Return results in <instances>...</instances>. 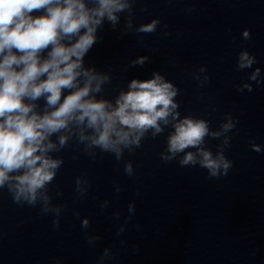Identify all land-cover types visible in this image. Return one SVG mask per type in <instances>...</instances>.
Masks as SVG:
<instances>
[{
  "label": "clouds",
  "instance_id": "9594fccd",
  "mask_svg": "<svg viewBox=\"0 0 264 264\" xmlns=\"http://www.w3.org/2000/svg\"><path fill=\"white\" fill-rule=\"evenodd\" d=\"M128 7L126 0H92L91 7L86 0H0V189L7 187L15 203L34 206L39 197L44 211H49L46 186L62 163L48 155L57 150L51 137L70 131V126L79 130L81 142L88 140L90 147L114 152L119 159L122 147H139L149 129L153 135L162 132L161 122L167 125L171 117L175 121L168 137L171 156L164 159L196 148L210 177L217 176L221 167L227 174L230 162L222 154L214 159L199 147L208 135V124L202 119H178L177 91L161 75L133 79L114 104L94 95L108 77L85 68L84 57L97 42L103 21L114 25L116 14ZM36 12L42 14L33 15ZM156 24L154 20L138 31L154 32ZM244 36L248 37L247 31ZM252 63L247 52L240 54L241 68ZM41 99L44 106L38 111L36 101ZM231 127L224 125L225 130ZM68 138L59 135V145L63 147ZM195 163L191 151L180 161L181 166ZM125 171L131 172L130 164Z\"/></svg>",
  "mask_w": 264,
  "mask_h": 264
}]
</instances>
